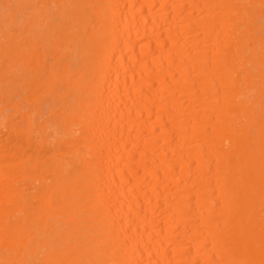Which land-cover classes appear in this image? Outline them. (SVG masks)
<instances>
[{"label": "bare ground", "instance_id": "1", "mask_svg": "<svg viewBox=\"0 0 264 264\" xmlns=\"http://www.w3.org/2000/svg\"><path fill=\"white\" fill-rule=\"evenodd\" d=\"M0 264H264V0H0Z\"/></svg>", "mask_w": 264, "mask_h": 264}]
</instances>
